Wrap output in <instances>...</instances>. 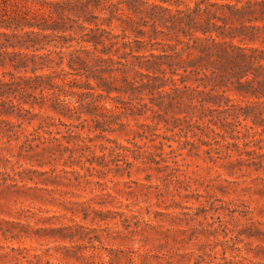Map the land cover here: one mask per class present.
Wrapping results in <instances>:
<instances>
[{
	"label": "rangeland",
	"instance_id": "obj_1",
	"mask_svg": "<svg viewBox=\"0 0 264 264\" xmlns=\"http://www.w3.org/2000/svg\"><path fill=\"white\" fill-rule=\"evenodd\" d=\"M251 1L255 12L241 19L253 25L247 32L251 38L242 44L261 49L264 8L259 0ZM248 16L258 18L247 22ZM133 25L142 31L124 25L127 39L142 40L146 48L153 45V52L172 41L155 33L143 14L134 15ZM110 27L120 32V20ZM22 75L31 73L0 65V78L19 80ZM44 91L45 104L34 106L41 115L30 123L0 113V264H264V120L237 123L224 113L233 120L230 124L214 118V111L203 120L190 116L186 123L173 120L184 113H165L144 92L130 99L114 91L109 99L118 106L114 113L99 107L95 115L69 118L48 106L54 94ZM31 92L40 95L38 89ZM225 94L240 99L232 89L225 88ZM128 102L145 106L135 114ZM108 115L121 125L103 130L94 121L110 119ZM59 119L71 124L72 141L60 134L58 141L44 144L25 140L38 121ZM184 125L194 130L187 132L194 145L180 148L185 137L178 127ZM45 128L66 135L63 126ZM117 145L141 146L152 158L136 160L128 152L112 158L109 150L120 151ZM103 152L106 160L98 164L95 157Z\"/></svg>",
	"mask_w": 264,
	"mask_h": 264
},
{
	"label": "trees",
	"instance_id": "obj_2",
	"mask_svg": "<svg viewBox=\"0 0 264 264\" xmlns=\"http://www.w3.org/2000/svg\"><path fill=\"white\" fill-rule=\"evenodd\" d=\"M160 2H167L170 7ZM253 3L247 0L240 6L238 0H0V65L31 73L18 76L19 80L0 78V113L30 123L34 116L41 115L34 106L41 108L45 104L44 89H51L54 94L48 105L52 110L77 119L82 113L97 114L99 107L114 113L118 106L110 104L112 91L130 99L144 92L149 95V102L165 113H184L173 120L186 122L195 116L203 120L215 111L213 117L221 121L233 124V120L226 119L227 113L237 123L249 120L256 125L258 119L264 120V48L242 44L251 38L247 32L253 25L241 21L244 14L255 12ZM257 3L264 8V0ZM261 11L263 16L264 9ZM137 14L150 18L155 33L160 31L172 41L164 42L159 52H153V45L146 48L142 40L127 39L124 25L134 32L142 31L133 25ZM257 18L248 16L245 20ZM114 19L120 20L122 26L118 33L110 27ZM228 19L239 25H234V21L228 24ZM158 24L166 31L158 29ZM225 88L232 89L240 99L225 94ZM35 89L39 96L31 92ZM128 103L135 114H140V107L145 106ZM22 112L30 116L24 117ZM108 117L94 121L103 130L121 125ZM51 124L63 126L66 135L58 128H45ZM202 126L212 130L210 125ZM246 127L251 128L247 123ZM178 129L182 132L179 135L185 137L182 143L179 140L180 148L193 146L187 132L194 130L188 125ZM57 134L72 141L71 124L60 119L56 123L38 121L25 140L44 144L58 141ZM167 137L164 134L162 139ZM118 148V152L108 148L112 158L125 152L136 160L152 158V152L140 151L141 146L137 150L127 145H117ZM105 154L95 157L98 164L106 160Z\"/></svg>",
	"mask_w": 264,
	"mask_h": 264
}]
</instances>
